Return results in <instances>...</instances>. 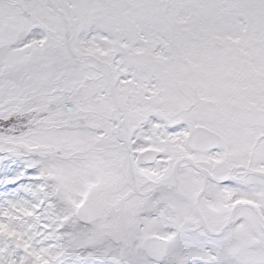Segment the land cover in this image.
I'll use <instances>...</instances> for the list:
<instances>
[{"label":"snow or ice","instance_id":"snow-or-ice-1","mask_svg":"<svg viewBox=\"0 0 264 264\" xmlns=\"http://www.w3.org/2000/svg\"><path fill=\"white\" fill-rule=\"evenodd\" d=\"M0 264H264V0H0Z\"/></svg>","mask_w":264,"mask_h":264}]
</instances>
